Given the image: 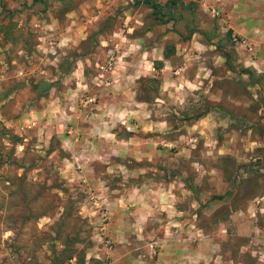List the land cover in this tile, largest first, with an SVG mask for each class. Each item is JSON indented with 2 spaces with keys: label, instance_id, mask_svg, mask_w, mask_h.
I'll list each match as a JSON object with an SVG mask.
<instances>
[{
  "label": "rangeland",
  "instance_id": "1",
  "mask_svg": "<svg viewBox=\"0 0 264 264\" xmlns=\"http://www.w3.org/2000/svg\"><path fill=\"white\" fill-rule=\"evenodd\" d=\"M137 1L0 0V264H125L110 252L136 257L159 248L157 238H176L172 231L180 224L164 220L166 214L182 221L188 216H171L176 205L204 210L201 236L213 233L217 243L216 261L209 264H264V230L249 225H262L264 213L224 225V232L206 223L225 216L226 206L242 208L264 191V19L256 23L263 28L258 37L237 35L210 12L212 0H176L168 21H161L167 15L153 18ZM154 1L161 7L168 2ZM59 34L72 36L58 44ZM125 35L152 46L153 55L172 49L162 57L165 78L159 65L135 85L152 121L147 138L140 139L152 146L153 163L132 174V160L126 162L130 168L97 164L89 176L83 150L50 134L45 118L32 112L43 104L34 87L62 74L90 46L95 51L98 41L104 42L99 65H110L101 80L94 78L99 65L93 67L91 79L108 86L115 40L126 43ZM137 40L126 44L134 50ZM65 54L72 60L55 71ZM29 113L38 124L17 130L15 123ZM198 113L203 116L193 117ZM126 119L117 122L132 131ZM163 188L189 193L162 198ZM108 208L119 211L122 228L108 227Z\"/></svg>",
  "mask_w": 264,
  "mask_h": 264
},
{
  "label": "crops",
  "instance_id": "2",
  "mask_svg": "<svg viewBox=\"0 0 264 264\" xmlns=\"http://www.w3.org/2000/svg\"><path fill=\"white\" fill-rule=\"evenodd\" d=\"M9 1L12 2V0ZM38 1L40 0H36V2ZM211 4L215 7L219 18L227 22L226 27L231 33H236L237 35L248 34L257 37L262 33L263 28L256 23L264 19V0H212ZM71 36L72 34H59L57 36L58 44L62 43L61 38L65 37V40L68 38L70 40ZM125 36L126 43H132L137 40L134 37ZM137 41V48L132 50L130 45L127 46L126 43L115 40L117 43L114 49L117 56L112 65L111 82L108 86L97 87L91 79L93 71L96 69L95 66L101 63L102 54L104 53V42L98 41L99 45L97 47H95L96 45L94 46L95 51H92L93 46H90L84 54L77 55L73 60L69 57V54L60 57L59 62L53 65L55 71L60 70L62 67L60 63L66 59L72 60L71 66L63 70L62 74L56 75V78L44 79V81L47 80V89L44 92L37 91V98L41 99L40 101H43V104L41 106L39 104L32 112L39 116L40 119L45 118L43 123L48 125L50 134H56L60 139H66V141L71 140L67 141L68 143L71 142L70 146L83 150L82 157L86 156L84 162L87 165L86 173H89V176L92 175L90 173H92L93 165L97 164L101 165L102 168L110 169L113 165L126 167L129 160H132L135 167L130 168L127 166L130 168L127 171L132 174L138 173V166L145 165V168L148 169L147 166L153 163L154 152L152 146L147 144L146 139L145 141L140 139L141 134H144L145 138H147L148 132L153 127L152 121L146 114L147 107L144 106L146 101H141L137 97L135 85L146 75L153 76V63L155 61L161 62L159 73L161 77L165 78L167 75L165 71L166 65L164 60H162L164 58L162 51L153 55L152 46L142 44L140 40ZM41 82L42 79H39L38 85ZM34 89H36V86ZM48 92L49 94L47 95ZM46 95L47 98H45ZM82 96L94 98L95 102L81 104L79 98ZM123 116L127 118L126 120L133 123L132 131H125L119 126L117 120ZM36 123L34 118H31V113H29L28 116L18 119L15 127L17 130H23L24 126L36 125ZM202 123L201 119L195 121V126L200 128V131L202 130ZM64 126L65 128H63ZM75 141L76 144H74ZM87 150L90 153L85 154ZM113 153H119V159L111 158L110 156ZM105 172L107 171L105 170ZM99 175L104 176V172L102 171V174ZM89 176L87 177L89 178ZM147 178L150 179L149 177ZM162 190V198L184 196V191L189 193L185 189L179 192L168 188H163ZM193 200L195 201L196 199ZM151 205L152 202L147 209V215L152 217L156 208H152ZM166 210L167 206L164 209V213ZM202 210V208L192 207L191 205H186V207L176 205L171 216L178 214L188 215L185 218L183 216L182 221L180 217L177 219L166 214L165 222L168 221L167 223L169 224L173 220L180 224L178 230L172 231L175 233L176 238H157L160 247L155 248L156 252L154 254H152L155 251L154 249L151 253L149 251L147 254L140 253L136 257L126 254L118 256L116 251H112L110 253L113 259L121 260L125 264H209L211 261L215 263L216 260L214 261L212 258L217 243L213 241V233L210 234L212 237L209 239L207 238L209 237L208 234H203L206 238L201 236L202 214L204 212ZM224 212L225 216H222L224 218L218 215L219 219L213 220L209 218L206 223H209L210 227L213 226V229L218 226L224 232L226 227L235 225V223L237 225L241 222L244 218L243 216L247 215L248 218L252 219L254 215H261L264 213V191L256 195L251 204L242 208L228 205ZM108 214L110 216L108 223L110 229L123 227L122 223L125 220L119 219L122 217L116 208H108ZM249 225L250 227L253 226L252 229L262 228L264 230V223L262 225L254 224L250 220ZM190 229L193 230L192 237L189 234ZM155 242L152 243L155 244ZM147 244L150 247L151 244ZM120 264L123 263L120 262Z\"/></svg>",
  "mask_w": 264,
  "mask_h": 264
},
{
  "label": "trees",
  "instance_id": "3",
  "mask_svg": "<svg viewBox=\"0 0 264 264\" xmlns=\"http://www.w3.org/2000/svg\"><path fill=\"white\" fill-rule=\"evenodd\" d=\"M138 3H143L146 7H149L151 9V14L153 16V18L155 19H161V17H164L166 16L165 19L161 20V21H168L170 20V18L172 17L171 13L169 12L170 10V4L173 5L176 0H168V2H165L164 5L161 7V5L157 2H155L154 0H140V1H137ZM165 8L166 9V12H164L162 10V8ZM2 9V8H1ZM172 52V49L169 50V49H165L163 48L162 50V56L164 58L168 57V55ZM223 56L224 58H227V54L226 53H223ZM154 67H158L159 65H161V62L160 61H155L154 63ZM48 87V84L45 82H41L39 85L36 86V89L38 92H44ZM202 113H198L196 114L195 116L193 117H199L201 116ZM15 139H17V137L15 136ZM227 194H229L230 192H226ZM216 198H221L222 195H217V196H214Z\"/></svg>",
  "mask_w": 264,
  "mask_h": 264
},
{
  "label": "built area",
  "instance_id": "4",
  "mask_svg": "<svg viewBox=\"0 0 264 264\" xmlns=\"http://www.w3.org/2000/svg\"><path fill=\"white\" fill-rule=\"evenodd\" d=\"M209 10H210L211 13H213V14H217L215 8H212V7L210 6V9H209ZM109 65H110V62L108 61V62H106L104 65L99 66V72H98L97 75H95L94 78H95V79H98V80H101V79L103 78V76H104V74H105L107 68L109 67ZM95 84H96V83H95ZM104 84H107V82L104 81ZM93 99H94V98H86V97H84L83 99H80V102H81V103L84 102L85 104H87V103L92 102ZM121 123L124 124L123 121H121ZM126 129H128L127 126H126ZM161 145L164 146V145H167V144H165L164 142H161ZM81 182H82V183H85V180H84V179H81ZM100 216H101V219H102V220L105 219V214H104V213H101Z\"/></svg>",
  "mask_w": 264,
  "mask_h": 264
}]
</instances>
